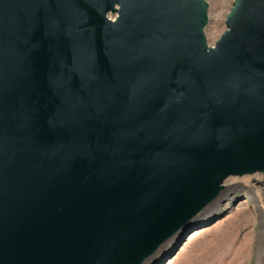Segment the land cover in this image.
<instances>
[{"label": "water", "instance_id": "water-1", "mask_svg": "<svg viewBox=\"0 0 264 264\" xmlns=\"http://www.w3.org/2000/svg\"><path fill=\"white\" fill-rule=\"evenodd\" d=\"M0 0V264H145L264 173V0ZM111 15H114L112 18ZM171 251V252H170Z\"/></svg>", "mask_w": 264, "mask_h": 264}, {"label": "rangeland", "instance_id": "rangeland-1", "mask_svg": "<svg viewBox=\"0 0 264 264\" xmlns=\"http://www.w3.org/2000/svg\"><path fill=\"white\" fill-rule=\"evenodd\" d=\"M207 1L205 34L213 46L226 30L235 0ZM224 185L218 198L184 231L183 244L164 264H264V173L231 176ZM170 245L160 248L145 264L164 262Z\"/></svg>", "mask_w": 264, "mask_h": 264}]
</instances>
